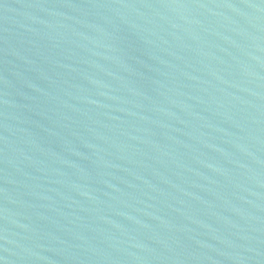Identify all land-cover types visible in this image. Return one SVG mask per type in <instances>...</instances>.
<instances>
[{"label": "water", "instance_id": "water-1", "mask_svg": "<svg viewBox=\"0 0 264 264\" xmlns=\"http://www.w3.org/2000/svg\"><path fill=\"white\" fill-rule=\"evenodd\" d=\"M0 264H264V0H0Z\"/></svg>", "mask_w": 264, "mask_h": 264}]
</instances>
